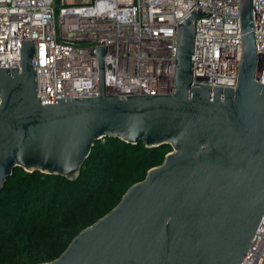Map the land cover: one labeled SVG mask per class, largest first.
I'll return each mask as SVG.
<instances>
[{"label": "water", "instance_id": "95a60500", "mask_svg": "<svg viewBox=\"0 0 264 264\" xmlns=\"http://www.w3.org/2000/svg\"><path fill=\"white\" fill-rule=\"evenodd\" d=\"M253 0H241L242 62L236 89L193 83L192 11L178 25L175 91L37 97L36 46L20 41V68H0V193L17 167L77 179L96 142L171 145L164 163L120 204L43 264H244L264 217V85L256 81ZM35 40V39H33Z\"/></svg>", "mask_w": 264, "mask_h": 264}, {"label": "built area", "instance_id": "2783aa9c", "mask_svg": "<svg viewBox=\"0 0 264 264\" xmlns=\"http://www.w3.org/2000/svg\"><path fill=\"white\" fill-rule=\"evenodd\" d=\"M256 81L264 85V0H253ZM193 83L236 89L242 62L241 0H0V68H20V41H33L37 97H99L103 57L108 95L175 91L178 25L192 11ZM35 39V40H33ZM244 264H264V217Z\"/></svg>", "mask_w": 264, "mask_h": 264}, {"label": "trees", "instance_id": "16d2710c", "mask_svg": "<svg viewBox=\"0 0 264 264\" xmlns=\"http://www.w3.org/2000/svg\"><path fill=\"white\" fill-rule=\"evenodd\" d=\"M75 180L17 167L0 193V264L51 263L162 165L172 146L96 142Z\"/></svg>", "mask_w": 264, "mask_h": 264}, {"label": "rangeland", "instance_id": "374dc122", "mask_svg": "<svg viewBox=\"0 0 264 264\" xmlns=\"http://www.w3.org/2000/svg\"><path fill=\"white\" fill-rule=\"evenodd\" d=\"M70 2H72V3H76V2H78L79 0H69Z\"/></svg>", "mask_w": 264, "mask_h": 264}]
</instances>
